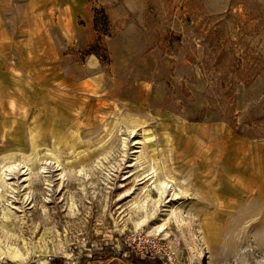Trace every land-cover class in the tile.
Listing matches in <instances>:
<instances>
[{
  "label": "rangeland",
  "instance_id": "374dc122",
  "mask_svg": "<svg viewBox=\"0 0 264 264\" xmlns=\"http://www.w3.org/2000/svg\"><path fill=\"white\" fill-rule=\"evenodd\" d=\"M53 154L62 170L32 174L28 187L16 176V193L0 198V264L96 252L108 256L86 264H138L118 255L126 242L172 264H217L223 253L222 264H264L253 197L228 222L235 251L209 248L198 225L214 210L201 200L228 187L227 167L264 169V0H0V163L25 158L38 172ZM154 169L186 192L136 230ZM168 209L164 235L152 227Z\"/></svg>",
  "mask_w": 264,
  "mask_h": 264
},
{
  "label": "bare ground",
  "instance_id": "6f19581e",
  "mask_svg": "<svg viewBox=\"0 0 264 264\" xmlns=\"http://www.w3.org/2000/svg\"><path fill=\"white\" fill-rule=\"evenodd\" d=\"M37 141L38 140L36 138V143ZM3 146H8V144L3 143ZM47 160L48 161L45 163H40L39 161V167H35L38 172L33 169V164L30 160L25 158H10L7 161L0 163V198L3 199L7 196H12L13 193H16L15 188L13 187L14 182L12 181L16 176H25L26 178L24 179V182H28V185H26L28 187L32 174H41L44 177H48L47 174L51 172V166L56 168L55 171L63 169L56 155L53 154V157ZM71 166L74 167L75 164L73 163ZM95 167L104 169V162L98 161ZM227 168L224 170V174L226 175L225 180L228 187H222L223 189L220 190L218 199L208 202H203V200H201V202L205 203L208 207L213 205L214 210H210L209 208L203 210L204 212L201 213L202 218H200V223H198V225L199 230L201 231V240L209 248L215 244L220 251L229 248V246L232 247V251H235L236 246L239 243V233L237 232L238 228L234 229L237 235H235L230 241L226 239L225 234L228 222L242 200L247 197H253L257 200L258 204H255L250 209L249 212L251 213H248V216L254 217L258 220V222L264 223V169L259 171L256 167H254L246 170L244 167H241V164L238 161H236L235 164H231ZM255 168L258 171L257 175H254ZM247 172H251L253 175H245ZM231 173L237 174L233 175L232 178ZM61 174L63 176V172H60V175ZM76 176L89 178L90 174L85 169H80L76 172ZM107 178L111 179L110 172L107 173ZM150 179H153V188H148L144 197L137 200L134 204L135 213L138 217L137 220L134 221L136 230H139L146 225H150L149 221L152 215L151 211L160 208L169 196H172L173 199H180L182 197L181 194L186 192L185 189H182L178 185L177 181L169 175V172H165L161 175L156 169H154L153 176H151ZM46 182L47 185L52 186V181L50 182L49 179H46ZM4 189L6 194H3ZM24 195L25 198H31L30 192L28 191ZM13 197H15V195H13ZM168 211L167 218L162 219L157 225H155V227H152L164 233V235L169 234L168 228L169 225H172L170 223V219L174 214L173 211L171 212L169 209ZM12 214L13 212L8 208H4L2 211L1 218L3 219V224L6 229L12 226V223H10ZM175 216L176 219L181 218L180 213H176ZM239 225L240 223H237L236 227ZM187 244L192 257L195 258L197 256L198 249L196 243L193 240L187 239ZM228 256L229 253H223L216 263H224Z\"/></svg>",
  "mask_w": 264,
  "mask_h": 264
},
{
  "label": "trees",
  "instance_id": "16d2710c",
  "mask_svg": "<svg viewBox=\"0 0 264 264\" xmlns=\"http://www.w3.org/2000/svg\"><path fill=\"white\" fill-rule=\"evenodd\" d=\"M123 244L124 245L121 248L118 255L120 257L124 256V258H127V260H129L130 262L134 261V262H137L138 264H164V261L158 256L157 257L147 256L144 258L134 257L132 256V253H131V250H132L131 246L127 242ZM113 252H116V251H113ZM126 254L128 255V257H126ZM107 256L108 254H106V252H102V253L96 252L92 255L83 254L77 259V261H67V263H64L63 259L58 258V259L50 261L48 264H86V262L89 259L97 260V259L106 258Z\"/></svg>",
  "mask_w": 264,
  "mask_h": 264
},
{
  "label": "built area",
  "instance_id": "2783aa9c",
  "mask_svg": "<svg viewBox=\"0 0 264 264\" xmlns=\"http://www.w3.org/2000/svg\"><path fill=\"white\" fill-rule=\"evenodd\" d=\"M133 252H136L137 255H140L141 257H147V256H151V257H160L163 261H164V264H172L171 262V259L168 258V260L166 259L165 255H161V254H158V253H154L152 250H145V249H142V250H139V251H136L134 248L135 246L134 245H130Z\"/></svg>",
  "mask_w": 264,
  "mask_h": 264
}]
</instances>
